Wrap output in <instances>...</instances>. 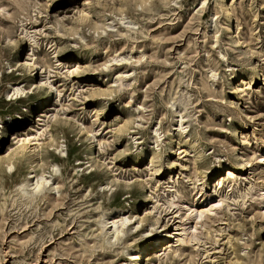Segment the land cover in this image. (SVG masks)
Instances as JSON below:
<instances>
[{"label": "rangeland", "instance_id": "374dc122", "mask_svg": "<svg viewBox=\"0 0 264 264\" xmlns=\"http://www.w3.org/2000/svg\"><path fill=\"white\" fill-rule=\"evenodd\" d=\"M0 120V264H264V0H0Z\"/></svg>", "mask_w": 264, "mask_h": 264}, {"label": "bare ground", "instance_id": "6f19581e", "mask_svg": "<svg viewBox=\"0 0 264 264\" xmlns=\"http://www.w3.org/2000/svg\"><path fill=\"white\" fill-rule=\"evenodd\" d=\"M226 1L227 0H225V2ZM224 11L228 12V9L224 8ZM34 64H35L34 62H29V65H34ZM40 82H43V81L41 80ZM11 91L13 94H18V93L23 92L24 89H22L18 86H15V84H14V85H11ZM50 95H51L50 93L45 95V97H44L45 101L47 99H49ZM0 126H2L1 120H0ZM46 126H47V124H46ZM11 153H12V149H11V147H8L6 150V157H9L11 155ZM260 159H261V162L264 163V152L261 154ZM10 167L11 166L9 165V168ZM227 173H228V175L233 174L232 170L229 168L227 169ZM28 178H29V181L32 182V184H30V185L32 186V189H34V190H37L40 187L47 185L49 183V179L46 177V175L43 172H41L40 174H37L35 172H31L29 174ZM202 188L204 189V187H202ZM258 198H259V200L264 202V186L261 187ZM199 204L200 203L198 202V199H195L186 206V207H188L187 208L188 213L190 215H192L193 217L192 216L191 217L195 220L201 219L202 217H204V215L214 212L216 207L220 204V200L215 201V202L206 203L205 205H199ZM147 209L148 208H146V210ZM129 221H130V219L128 218V216H125L121 211H115L109 217L104 218V223L107 226L106 228L108 229L109 233L114 238L122 231V229L127 225V223H129ZM139 222H138V224H139ZM193 228H194V226H193ZM171 236L172 235L169 234L166 238L167 240L162 239V238L161 239H155V240L151 241L150 243H148L147 245L137 249L136 251L129 250L126 253L130 258H134L136 260L133 262V264H141V258H142L143 254H146L149 251V249H151V248L155 249L157 247H161V246L165 245L166 242H169V239ZM181 241L183 242L184 240H181Z\"/></svg>", "mask_w": 264, "mask_h": 264}]
</instances>
